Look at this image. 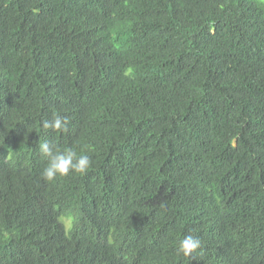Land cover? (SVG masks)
<instances>
[{"label": "trees", "instance_id": "trees-1", "mask_svg": "<svg viewBox=\"0 0 264 264\" xmlns=\"http://www.w3.org/2000/svg\"><path fill=\"white\" fill-rule=\"evenodd\" d=\"M0 264H264V0H0Z\"/></svg>", "mask_w": 264, "mask_h": 264}, {"label": "clouds", "instance_id": "clouds-1", "mask_svg": "<svg viewBox=\"0 0 264 264\" xmlns=\"http://www.w3.org/2000/svg\"><path fill=\"white\" fill-rule=\"evenodd\" d=\"M70 121L66 116L55 115L51 121L44 122V128H51L55 132H66ZM39 152L46 158L47 164L41 172V177L47 182H54L58 178L69 177L73 174L84 176L91 167V160L87 154H78L73 148H54L47 141L39 144ZM59 223L71 230L75 226V217L71 214L61 215ZM202 252V241L193 235L180 239L177 254L186 259L194 258Z\"/></svg>", "mask_w": 264, "mask_h": 264}]
</instances>
